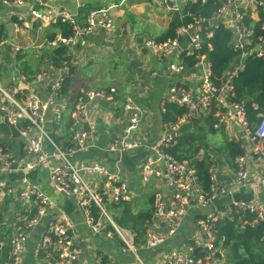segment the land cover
<instances>
[{
  "label": "built area",
  "instance_id": "obj_1",
  "mask_svg": "<svg viewBox=\"0 0 264 264\" xmlns=\"http://www.w3.org/2000/svg\"><path fill=\"white\" fill-rule=\"evenodd\" d=\"M30 1L33 6L31 15L41 25L62 22L72 27V36H57L55 42L59 45L80 44L84 47L95 29L101 28L110 36L117 28L110 15V8L90 11L86 25L81 26L75 19L76 16L58 9L54 0H3L5 4L13 6H23ZM209 1L202 0V3ZM213 1L217 9L212 17L195 18L191 25L180 28L174 38L163 41L151 39L146 42L147 48L161 59L180 52L182 62L172 68L174 72L185 70L183 55L186 52V55H197L200 58L198 63L203 66L197 89L173 86L168 90L161 101V112L166 116L162 135L151 146L133 139L142 125L143 110L135 100L128 99L123 110L130 114L129 124L119 136L112 139L108 147L109 151L120 154L142 147L155 153L156 159H151L143 170V180L148 181L155 175L164 179L169 188V195L160 190L154 193L153 216L147 221L142 239L133 229L122 226L113 215V209L132 202L137 197L136 189L122 178L120 166L117 165L116 169L111 170L107 165L98 162L73 161L77 153L91 147L90 139L97 133L95 126L85 131L76 121L87 117L89 102L112 103L117 96V90L82 89L79 92L74 119L69 129L68 146L62 148L48 133L45 120L48 112L60 118L67 110L63 90L73 77L71 65H53L50 73L40 74L41 82L49 77L54 78L44 100L35 91L27 93L23 98L18 97L0 82V109L7 113L9 121L17 127L24 140V152L19 157L10 149L0 146V195L12 196L17 191V186L4 179V176L20 174L17 183L22 186V209L13 222L10 234L6 239L0 238V249L8 246L3 264L23 263L27 238L34 233L36 236L38 226L44 227L39 238L41 264H108L112 259L106 253L93 252L88 255L74 238L76 224L73 220L64 213L54 212V200L29 178V172L49 163L53 164L49 171L52 188L76 201L84 223L94 235L119 239L121 253L131 254L135 264H147L139 249L156 248L178 234L189 209L213 207V201L220 195L231 194L234 197L235 192L248 186L261 193L259 201L236 202L234 199L224 209L213 208L200 215L196 220L199 235L193 245L187 252L173 251L168 264H231L218 246L219 226L226 218L239 219L244 225L262 229L264 234V174L253 176L249 166L250 155L260 159L264 166V112L258 113L255 120L251 121L244 104L236 97L235 88V80L243 69L245 60L249 56H264V37L255 40L256 24L252 23L255 17H259V27L264 31V0ZM165 3L173 14L182 16L181 0H165ZM213 21L217 22L214 24ZM220 28L232 31V45L239 51V55L236 68L228 70L219 83H215L206 56L200 57V51L205 40L212 39L215 31ZM186 34L189 46L183 50L180 45ZM2 44L4 42L0 40V46ZM257 46L259 51H256ZM213 110L217 114L214 130L222 131L229 123H234L239 128V134L244 137L245 145H242V153L233 158L234 183L230 186L218 185L216 168L211 165V186L206 190L193 159L179 158L168 148L177 145V136L182 126L204 119ZM199 248L201 251L196 252Z\"/></svg>",
  "mask_w": 264,
  "mask_h": 264
},
{
  "label": "crops",
  "instance_id": "obj_2",
  "mask_svg": "<svg viewBox=\"0 0 264 264\" xmlns=\"http://www.w3.org/2000/svg\"><path fill=\"white\" fill-rule=\"evenodd\" d=\"M188 3L189 0H181V8L184 9ZM54 5L61 11L65 10L76 16L81 26L84 23L86 25L90 11L110 8V15L117 28L110 36L101 28L95 29L84 47L80 44L59 45L55 41L58 35H63L61 30L57 28V24L38 23L31 15L33 9L31 1L23 6H13L0 0V40L4 42L0 46V75H2L0 82L18 97L23 98L27 93L35 91L44 100L54 78L49 77L45 82H41L40 74L50 73L53 65L56 67L71 65L73 77L67 82L66 92L63 93L67 110L60 118L48 112L45 120L48 133L62 148L68 146L69 129L74 119L79 92L82 89L97 91L115 88L117 90L115 100L107 108L101 106L100 101L89 102L87 117L76 121L81 129H85L86 125L95 126L97 133L90 139L91 147L77 153L73 161L98 162L107 165L111 170L116 169L117 165L120 166L122 178L136 189L137 197L132 202L113 209V215L116 220L121 219L120 222H130V227L134 228L138 219L133 218L143 213H153L154 193L160 190L169 195L170 191L164 179L155 175H152L148 181L143 180L145 166L151 159H156L155 153L149 149L142 147L124 154L108 150L112 139L119 136L129 124L130 114L124 112L123 105L128 99H133L141 105L143 122L133 139L151 146L162 135L166 119L161 112V101L164 96L173 86H187L196 90L203 66L198 62L192 67L184 63V71L174 72L172 68L182 62L180 52L161 59L147 48L148 40L163 41L176 15L167 8L165 0H54ZM252 23L259 25V17H255ZM59 48L65 49L62 56L55 54ZM237 64L238 58L229 71L235 69ZM216 120L217 114L213 110L204 119L182 126L177 136V145L168 150L176 156H190L194 163L195 160L202 161L207 158L216 168L218 185L230 186L235 181V170L228 144L239 143L242 151L245 139L239 134L237 131L239 128L234 123H229L222 131L214 130L213 125ZM208 130L215 135L219 132L223 133L224 141L221 139L209 142ZM0 146L10 149L17 157L24 152L23 138H15L9 127L3 123L1 116ZM46 146L50 149L48 143ZM192 154L194 156H191ZM52 166L53 164L49 163L29 172V178L54 200V212L64 213L73 220L76 224L74 238L85 252L88 255L93 252L106 253L112 257L108 264H135L131 254L121 253L119 239L94 235L84 223L76 201L52 188L49 180ZM249 166L253 176L264 174L263 163L257 157L249 156ZM19 177L20 174L3 177L14 183L17 191L12 196L0 195V213L3 215L0 238L6 239L10 234L13 222L22 209L20 197L22 186L17 183ZM234 195L236 202L256 203L261 198V193L250 186L235 192ZM225 206L220 209H224ZM213 208L189 209L178 234L156 248L139 249L142 258L147 264H168L169 256L173 251H189L199 235L196 227L197 218ZM129 218H132L133 222ZM235 220L240 232H244L247 228L260 229L244 225L239 219L232 221ZM146 226L147 221L142 224L140 232H144ZM34 234L27 238L22 264H41L39 238ZM263 236L264 234L261 238L262 252L264 251ZM139 237L144 238V234H139ZM235 245L234 242L233 247ZM218 246L225 254L227 250L221 248L219 240ZM7 251L6 245L0 249V264L5 261ZM234 262L235 260L231 264Z\"/></svg>",
  "mask_w": 264,
  "mask_h": 264
},
{
  "label": "trees",
  "instance_id": "obj_3",
  "mask_svg": "<svg viewBox=\"0 0 264 264\" xmlns=\"http://www.w3.org/2000/svg\"><path fill=\"white\" fill-rule=\"evenodd\" d=\"M217 9V5L213 0L203 4L202 0H196L195 2H189L183 9L182 16L176 14L173 21L167 30V34L163 40L168 38H174L177 35V31L180 28L188 27L193 23L195 18L204 16L212 17L213 13ZM79 21V20H78ZM85 23L82 25L84 26ZM57 28L61 30L64 37H70L73 35V29L67 23H58ZM232 31L225 28H220L215 31L214 36L210 40H205L202 49L200 51V57L206 56V61L209 63L210 74L215 83H219L221 78L231 69L233 62L236 61L239 55V51L232 45ZM259 37H264V31L260 29L259 25H255V40ZM1 38V37H0ZM162 41V40H159ZM65 52L64 48H59L55 51L57 56H62ZM183 55L184 62L187 66L192 67L195 65L200 58L197 55ZM68 61V59H65ZM64 60V61H65ZM2 75H0L1 79ZM68 85V83L66 84ZM65 85V86H66ZM236 97L242 102L247 110L248 117L251 121H254L256 115L259 112L264 111V56L258 58L255 56H249L244 63L243 69L239 72L235 80ZM67 86L64 87L63 92L65 93ZM257 106V108H256ZM172 111L169 112V115ZM231 157L234 158L236 155L241 154L240 144L231 142L228 144ZM183 158L185 156H177ZM210 162L207 158L202 161L195 160V166L198 171L200 181L204 189L209 190L211 186L210 179ZM152 218V214L143 213L138 217L135 222L134 228L130 227V222L125 223L117 220L122 226L129 227L136 230L140 235L144 232H140L142 224ZM132 218H129L133 222ZM219 226V238L234 241L236 247L233 249L234 264H264V251L262 252L261 238L262 229L253 230L247 228L244 232L236 227L237 220L232 221L226 219ZM3 222V215L0 213V225ZM245 249L247 254H242L241 250ZM255 251H258L257 253Z\"/></svg>",
  "mask_w": 264,
  "mask_h": 264
},
{
  "label": "water",
  "instance_id": "obj_4",
  "mask_svg": "<svg viewBox=\"0 0 264 264\" xmlns=\"http://www.w3.org/2000/svg\"><path fill=\"white\" fill-rule=\"evenodd\" d=\"M76 20H78L77 17H76ZM213 22L215 24L217 21H213ZM192 32H193V30L190 31V33H192ZM60 45H62V44H60ZM180 46H181V48L183 50L187 49V47L189 46V38H188V35L187 34L183 36V40H182ZM256 49H257L256 51H259V47L258 46H257ZM100 105L107 108L110 105V103L109 102H106V101H101L100 102ZM0 116L3 118V123L7 127H9V129L12 132L13 136L15 138H20L21 137V134H20L19 130L17 129V127L14 124H12L9 121V118L7 116V113L5 111H3L2 109H0ZM85 131H89V127L87 125L85 126ZM233 200H234V197L231 194L226 195V196L220 195L218 198H216L213 201V207L214 208H220L223 205H227V204L232 203ZM43 231H44V227L43 226H38L37 227V237L38 238H40V236L43 233ZM197 251H201V248L197 249L196 252Z\"/></svg>",
  "mask_w": 264,
  "mask_h": 264
},
{
  "label": "rangeland",
  "instance_id": "obj_5",
  "mask_svg": "<svg viewBox=\"0 0 264 264\" xmlns=\"http://www.w3.org/2000/svg\"><path fill=\"white\" fill-rule=\"evenodd\" d=\"M79 73H80V70H79ZM223 133L219 132L218 134H214L212 133L210 130H208V134H207V139L210 141L212 140H223L224 141V137H223ZM191 156H194V154H192ZM188 158H190V156H188ZM192 158V157H191ZM237 197V196H236ZM234 198H235V195H234ZM219 240V244H221V248L224 250L226 249L227 251L225 252L226 256H228V260L230 263H233L234 259H233V252H234V248L237 246L235 245V247H233L234 245V242L231 241V240H228V239H220L218 238ZM231 249V250H230ZM241 253L242 254H246V250L245 249H242L241 250Z\"/></svg>",
  "mask_w": 264,
  "mask_h": 264
},
{
  "label": "bare ground",
  "instance_id": "obj_6",
  "mask_svg": "<svg viewBox=\"0 0 264 264\" xmlns=\"http://www.w3.org/2000/svg\"><path fill=\"white\" fill-rule=\"evenodd\" d=\"M175 156H176V155H175ZM187 158H188V157H187ZM210 166H211V165H210ZM217 198H218V197H217ZM153 201H154V200H153ZM153 203H154V202H153ZM227 205H228V204H227ZM223 206H224V205H223ZM221 207H222V206H221ZM221 207H220V208H221ZM214 209H219V208H214ZM152 216H153V213H152ZM226 219H229V218H226ZM226 219H224V220H226ZM224 220H223V221H224ZM230 220H232V219H230ZM223 221H221V223H222ZM221 223H220V224H221ZM145 231H146V228H145Z\"/></svg>",
  "mask_w": 264,
  "mask_h": 264
}]
</instances>
